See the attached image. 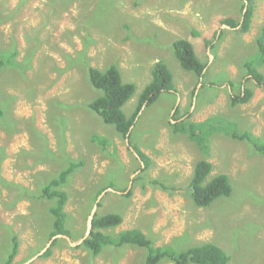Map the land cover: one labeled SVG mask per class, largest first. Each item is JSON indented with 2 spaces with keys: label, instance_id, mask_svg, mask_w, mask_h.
I'll return each mask as SVG.
<instances>
[{
  "label": "rangeland",
  "instance_id": "rangeland-1",
  "mask_svg": "<svg viewBox=\"0 0 264 264\" xmlns=\"http://www.w3.org/2000/svg\"><path fill=\"white\" fill-rule=\"evenodd\" d=\"M240 9L239 0H0V55L16 50L18 64L0 70V264L11 249L14 233L19 240L14 264L34 256L49 240L50 203L38 196L71 162L69 154L84 160L63 187L71 197L65 212L73 243L84 235L96 195L106 186L102 192L107 197L100 198L96 212L119 214L122 221L105 232L136 228L155 246L171 244L176 250L213 242L230 256L229 264H264V154L253 152L244 142H223L222 157L214 159L211 174L226 173L233 192L197 208L188 194L190 179L186 181L185 175H179L178 185L174 184L176 175L157 161L140 172L137 152L128 151L121 137V155L106 148L104 158L95 159L92 154L99 143L89 139L104 136L110 140L118 134L114 125L103 122L86 106L102 93L89 85L85 67L104 69L116 64L122 81L135 84V93L122 109L129 117L149 78L146 71L153 56L170 47L162 59L173 70L183 71L169 39L163 37L165 45H158L157 37L163 31L173 40L201 30L216 43L213 32L225 18L237 22ZM235 31L220 29L221 41L215 51L226 44L231 55L240 41ZM259 32L258 27L254 37ZM193 39L197 56L207 61L203 42L198 45L197 38ZM258 57L257 50H250L248 59ZM216 62L217 57L211 66ZM166 94L141 109L133 123L137 129L167 128V105L174 98ZM100 127L102 135L95 133ZM151 178L159 179L166 189L151 185ZM171 185L178 189L171 192ZM128 190L130 195H124ZM144 257L143 249L115 246L92 255L62 238L50 257L40 256L29 264H144Z\"/></svg>",
  "mask_w": 264,
  "mask_h": 264
},
{
  "label": "trees",
  "instance_id": "trees-1",
  "mask_svg": "<svg viewBox=\"0 0 264 264\" xmlns=\"http://www.w3.org/2000/svg\"><path fill=\"white\" fill-rule=\"evenodd\" d=\"M245 1H247V10L242 14L241 21L236 22L233 18L228 17L223 19L221 24L227 25L230 28L239 25L241 31H248L254 12V0ZM243 7L244 4L242 3L241 10H243ZM198 34V31H193V35L196 36ZM221 36L222 32L214 34L215 40H219ZM205 43L209 46L212 45L213 41L206 39ZM257 43L259 57L256 60L246 62L244 67L251 78L255 80L256 85L261 86L264 83V73L259 72L257 67L264 62V24L261 27L260 37ZM172 52L183 70L193 73L196 77L203 75L207 62L200 60L190 41L180 38L174 40L172 43ZM16 55V50H12L9 54L0 55V70L9 66V64L18 66L15 60ZM85 62L86 60H84ZM85 70L89 85L102 93L100 96L90 100L86 106L100 115L103 122L114 125L118 136L121 138L126 137L130 126L134 123L135 118L145 102L147 103L146 106H149L156 101L163 90L174 88L172 72L164 60H158L152 67L151 80L141 91L136 108L132 115L128 117L124 114L122 107L135 93V84L133 82L122 81L116 64H111L104 69L87 66ZM251 94L252 92L249 89H244L243 93L231 98V104L245 103L249 100ZM2 114L3 111L0 108V117ZM172 126L174 131L187 134L203 151L207 150L208 137L213 132H222L232 139L248 142L257 152L264 154V141L257 139L249 132H241L235 123L225 119L212 118L202 123H195L185 119L178 123H173ZM95 141L100 143L104 149L107 147L108 142L106 138L101 137ZM137 153L141 155L144 163L143 167L140 166L138 169L140 172L145 171L149 167V160L139 151ZM83 165L84 161L82 160H71L66 168L59 171L40 190L38 197L48 200L50 203L48 212L52 217V221L51 230L48 233L49 239L53 235L60 233L71 237V232L66 224L67 213L64 210L69 194L63 187L68 177ZM211 170V163L205 159L197 161L194 166L188 193L194 207H208L218 198H227L233 192L228 175L220 173L208 179ZM149 183L166 189L157 178L149 179ZM105 188L107 187L105 186L100 189L98 194ZM126 189H123V191ZM170 190L172 192L175 189L171 188ZM130 193L131 190H128L124 195H130ZM27 196L31 195L27 194ZM121 221L122 217L119 214L106 213L99 215L96 213L92 220L90 235L81 244L77 245L78 248L83 247L92 255H98L107 246H115L121 249L124 247L140 248L145 251L144 264H161L163 262H171L174 264H229L230 256L213 242L191 245L184 249L176 250L171 248V244L155 246L149 236L136 228L126 229L116 234L105 232V230L119 225ZM61 240L59 238L55 239L42 257H49L52 253V248ZM10 247L11 249L6 253V258L1 264H14L13 261L19 249V240L15 233L11 236Z\"/></svg>",
  "mask_w": 264,
  "mask_h": 264
},
{
  "label": "crops",
  "instance_id": "crops-1",
  "mask_svg": "<svg viewBox=\"0 0 264 264\" xmlns=\"http://www.w3.org/2000/svg\"><path fill=\"white\" fill-rule=\"evenodd\" d=\"M239 2L240 5L242 3L245 5V2L247 1L239 0ZM241 9H240V19L238 20V22L242 20V16H243L242 15L243 10ZM185 19L191 20V18H185ZM263 24H264V3L258 4L256 2L255 4V0H254V12L251 18L249 30L247 32H241L239 25L230 28L220 24L221 26L220 29H228L230 31L236 30L234 33L240 38L239 44L237 45L236 49L233 52H231V55H229L226 52V44L222 45L220 49L218 50L216 49L215 51V48L217 44L221 41V39L217 40L216 43H212L213 46L211 45L207 46L205 43V39L209 40V37L208 35L202 33L201 30H198L200 33H202L201 37H197L193 35V33H192V37L178 36L177 38L188 39L192 43L194 50H195V46L192 41L194 40L193 37L197 38L195 39V41L197 42L198 45L200 44L199 41L203 42V45L205 47L204 49L205 54L207 55L208 58L206 61L207 65L203 71V75L201 77H196L193 73L183 70L180 65L179 66L181 70H183L181 72L178 71L177 68H174L173 70L168 66V68L170 69L173 75L174 88L169 90H163L160 93L159 97L156 99L158 100L162 95H167L166 92L171 94L174 98V100L172 102H169L167 105L168 111H167V118L165 121V123H167V128H165V126H162L160 128L159 126L158 127L146 126L145 128L137 129L136 126L133 124L129 132V141H127L128 140L127 138H124L126 141L125 142L126 145L129 147L128 151H132L134 149L135 151L137 150L140 153H142L149 160V167L154 166L153 163L154 162L156 163L157 161L160 165L167 166V168H170L172 174L176 175L174 184L178 185L177 179L179 175L182 178L185 175L186 181L189 179L191 181L194 166L197 161L201 159H205L209 161L213 167L214 159H217L218 157H222V150H221L222 143L233 142L236 139H232L231 137L223 134L222 132H213L208 137L207 150L203 151L194 140L189 138L187 134L174 131L172 126L173 123L175 122L178 123L185 119H188L189 121L195 123H202L212 118H221L230 121L232 123H235V125L238 127V129L241 132H249L257 139L264 141V83L261 86L256 85L255 80L251 78V76L248 74V71L244 67V64L246 62L252 60V59H248L250 50L254 52L257 50L259 53L257 41L260 36L259 37L258 35L257 37L254 36L255 34H258V27H259V31H261V27L263 26ZM220 29H218V31L213 32L212 36H214V34L216 33L219 34ZM193 31H197V30H193ZM163 37H167L169 39L172 48V43L176 38L172 40V38L167 33V30L163 31V33L160 34L159 37H157L159 46L165 45V42L162 41ZM201 49L202 48L200 47V50ZM210 50H212V53L214 51L213 54L214 56L210 54L211 52ZM169 51H170V47L168 48V51L166 53L157 54L149 60L148 69L146 71V76H148L149 78H147L145 84L141 86L142 90L145 87V85L151 80L152 77L151 72L154 63L160 59L164 60L162 58L167 57ZM198 57L200 58V60H202L201 55H198ZM216 57H217V62L215 66H211V63H213V59H216ZM165 63L167 64L166 61ZM126 65L129 66V63ZM174 65H177V63H174ZM257 70L261 73H264V62L258 65ZM129 77L133 78L132 75H129ZM127 81L128 80L124 82ZM244 89H249L252 92L249 100L245 103H237L235 105H232L231 98L243 93ZM141 91H139V95ZM124 106L127 108L126 105ZM144 107L146 108L148 106L145 105ZM142 108L143 107H141V109ZM138 117L139 114L135 118V121L137 120ZM97 131H100V135H102L101 127L98 128V130H96L95 133H97ZM100 138H101L100 136H94L89 139L92 140V144H93V140ZM106 139L107 141L109 140L108 138ZM119 139L121 140V138L118 135H116V137L113 139L111 138L108 142L110 146L105 147V149L108 148L110 151L115 152L117 154L119 153L121 155L123 151H121L118 147V144L120 143ZM236 141L238 142L237 144H239L240 142L242 143L244 142L248 144L251 150L254 152V148L248 142L239 141V140ZM105 149L101 147V144L99 143L98 147H94V151L92 154L93 158L95 159L104 158L106 152H108L107 151L108 149L107 150ZM257 153L260 154L259 152ZM134 155L137 161L139 162V164L143 166L144 163L142 161L141 155H138V153L136 154L134 153ZM68 157L72 160H75V158L72 157L70 154ZM162 159L164 160V163L162 162ZM232 159L233 158H231V160ZM77 172H79V170L75 171L74 174ZM211 172L210 175L215 176L214 174H211ZM169 188L170 189L175 188V190L178 189V187H175L174 185H171ZM101 193L102 191L96 195L95 199H98V196ZM104 197H107V193H103L101 199H103ZM69 200H71V197H68V201ZM79 200L82 203L80 197ZM86 202H88V200L85 198L84 203ZM99 205L100 202H98V206ZM66 206L67 205H65V207ZM65 207L64 210H66ZM52 253H53V248H52Z\"/></svg>",
  "mask_w": 264,
  "mask_h": 264
},
{
  "label": "water",
  "instance_id": "water-1",
  "mask_svg": "<svg viewBox=\"0 0 264 264\" xmlns=\"http://www.w3.org/2000/svg\"><path fill=\"white\" fill-rule=\"evenodd\" d=\"M246 10H247V2H245L244 8H243V14L246 12ZM224 26H227V25H224ZM227 27H229V26H227ZM92 67H93V66H92ZM146 104H147V103L145 102V103L143 104L142 107H144ZM129 130H130V129H129ZM127 135H129V132L127 133ZM104 192H105V191H104ZM104 192H102V193L98 196V199H97L96 203L94 204V206H93V208H92L90 214L88 215L87 222H86L87 224H86V230H85V233H84L83 237H82L78 242L73 243V242L70 240V237H69L68 235H66V234H62V233H60V234H55V235H53V236L47 241V243L45 244V246H44L42 249H40L39 251H37V252L34 254V256L29 257L25 262H23V263H21V264H29V263H31L33 260H36L37 258H39L40 256H42V255L44 254V252H45V251L51 246L52 242H53L55 239H57V238H59V239H62V238H63V239H65V240H67L68 243H69L71 246H77V245L81 244L86 238H88V236L90 235L91 229H92V220H93L94 215L96 214V210H97V207H98L97 202L100 200V198H101V196H102V194H103Z\"/></svg>",
  "mask_w": 264,
  "mask_h": 264
},
{
  "label": "flooded vegetation",
  "instance_id": "flooded-vegetation-1",
  "mask_svg": "<svg viewBox=\"0 0 264 264\" xmlns=\"http://www.w3.org/2000/svg\"><path fill=\"white\" fill-rule=\"evenodd\" d=\"M132 126H133V124H132V125L130 126V128H129L130 130H131ZM130 130H129L128 132H130ZM126 138H127L128 141H129V135L126 134Z\"/></svg>",
  "mask_w": 264,
  "mask_h": 264
},
{
  "label": "bare ground",
  "instance_id": "bare-ground-1",
  "mask_svg": "<svg viewBox=\"0 0 264 264\" xmlns=\"http://www.w3.org/2000/svg\"><path fill=\"white\" fill-rule=\"evenodd\" d=\"M80 138H81V137H80ZM96 201H97V200H96ZM95 203H96V202H95ZM97 205H98V202H97ZM96 213H97V212H96ZM52 234H53V233H52ZM52 234H51V235H52Z\"/></svg>",
  "mask_w": 264,
  "mask_h": 264
},
{
  "label": "clouds",
  "instance_id": "clouds-1",
  "mask_svg": "<svg viewBox=\"0 0 264 264\" xmlns=\"http://www.w3.org/2000/svg\"><path fill=\"white\" fill-rule=\"evenodd\" d=\"M227 27V26H226ZM143 167V166H142Z\"/></svg>",
  "mask_w": 264,
  "mask_h": 264
}]
</instances>
